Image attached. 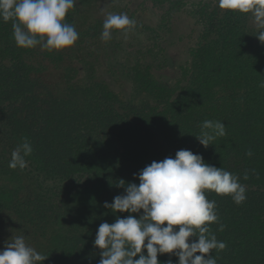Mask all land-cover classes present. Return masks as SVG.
<instances>
[{"label": "trees", "instance_id": "16d2710c", "mask_svg": "<svg viewBox=\"0 0 264 264\" xmlns=\"http://www.w3.org/2000/svg\"><path fill=\"white\" fill-rule=\"evenodd\" d=\"M149 1L161 9L166 3ZM84 2L65 18L79 39L60 51L18 48L12 22L0 19V251L24 235L48 256L42 264H99V225L128 215L103 207L124 194L119 180L138 184L145 166L186 149L246 186L240 205L206 193L219 216L210 228L226 243L212 252L217 264H264V43L247 16L221 10L214 0L195 4L199 33L188 78L170 85L129 53L124 58L120 32L103 41L104 18L93 16L92 0ZM99 44L112 60L111 74L139 99H122L99 79ZM206 119L223 122L227 133L207 149L195 138ZM25 139L33 148L27 167L9 168ZM169 260L178 264L176 256L158 254L160 264Z\"/></svg>", "mask_w": 264, "mask_h": 264}, {"label": "clouds", "instance_id": "9594fccd", "mask_svg": "<svg viewBox=\"0 0 264 264\" xmlns=\"http://www.w3.org/2000/svg\"><path fill=\"white\" fill-rule=\"evenodd\" d=\"M76 4L77 0H0V19L12 22L18 48L39 46L60 51L71 48L79 39L75 26L65 20ZM218 7L249 17L256 29L254 36L264 43V0H218ZM136 27V20L127 13L109 12L101 39L111 40L114 31L127 38ZM199 127L195 138L205 149L227 134L226 125L218 120L206 119ZM32 152L25 139L12 151L9 168L25 169L26 157ZM245 155L251 157L253 153L249 150ZM248 178L245 173L243 179ZM136 179L138 184L126 186L123 179L119 180L117 187L124 188V194L103 204L113 214L128 215L99 225L94 239V246L100 250L99 264H160L158 254H172L178 264H217L212 252L223 251L226 243L210 228L219 223V216L216 201L208 199L206 193L230 196L240 205L247 198L241 177L205 163L191 150L181 149L174 158L151 162L136 174ZM138 213H142L139 218L133 215ZM218 230L223 231L224 226ZM47 258L30 246L24 235L12 237L0 251V264H42Z\"/></svg>", "mask_w": 264, "mask_h": 264}, {"label": "rangeland", "instance_id": "374dc122", "mask_svg": "<svg viewBox=\"0 0 264 264\" xmlns=\"http://www.w3.org/2000/svg\"><path fill=\"white\" fill-rule=\"evenodd\" d=\"M165 0L163 9L155 7L149 0H92L93 16L104 18L109 12L127 13L137 22L136 29L125 38L119 35L124 46L121 54L131 60L139 59L167 84L183 85L189 74V51L197 42L199 24L193 13L195 4L209 0ZM218 3V0H214ZM84 0H77L80 9ZM248 27L256 31L251 19L247 17ZM120 55V56H122ZM109 61L102 53L99 44L94 54V65L99 79L105 82L120 98L139 99L130 86L119 76L110 72ZM129 61V60H128ZM130 62V61H129ZM78 80L84 79V72L78 67Z\"/></svg>", "mask_w": 264, "mask_h": 264}]
</instances>
